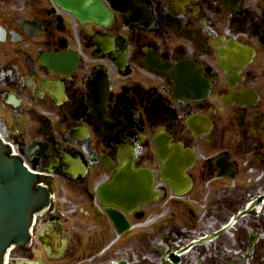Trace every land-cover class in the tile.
Listing matches in <instances>:
<instances>
[{"label": "flooded vegetation", "instance_id": "af4514ba", "mask_svg": "<svg viewBox=\"0 0 264 264\" xmlns=\"http://www.w3.org/2000/svg\"><path fill=\"white\" fill-rule=\"evenodd\" d=\"M74 1L0 0V136L61 187L11 260L264 264V0ZM129 165L157 196L105 207Z\"/></svg>", "mask_w": 264, "mask_h": 264}, {"label": "water", "instance_id": "95a60500", "mask_svg": "<svg viewBox=\"0 0 264 264\" xmlns=\"http://www.w3.org/2000/svg\"><path fill=\"white\" fill-rule=\"evenodd\" d=\"M34 176L15 158L4 155L0 145V264L5 248L25 239L30 213L44 201V191L32 190Z\"/></svg>", "mask_w": 264, "mask_h": 264}]
</instances>
